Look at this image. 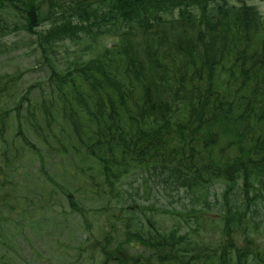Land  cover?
<instances>
[{
	"label": "trees",
	"instance_id": "trees-1",
	"mask_svg": "<svg viewBox=\"0 0 264 264\" xmlns=\"http://www.w3.org/2000/svg\"><path fill=\"white\" fill-rule=\"evenodd\" d=\"M92 1L0 0L21 20L10 29L0 19L2 35L34 37L50 70L39 96L31 86L19 102L23 74L0 73V179L18 169L23 145L48 182L47 152L76 157L80 176L100 174V198L121 201L132 180L147 199L190 197L186 214L121 205L102 264H264V16L245 0ZM175 33L186 39L177 48L167 42ZM67 42L92 57L59 65ZM203 213L216 216L206 222L216 245L203 238ZM155 215L176 223L167 231Z\"/></svg>",
	"mask_w": 264,
	"mask_h": 264
},
{
	"label": "rangeland",
	"instance_id": "rangeland-1",
	"mask_svg": "<svg viewBox=\"0 0 264 264\" xmlns=\"http://www.w3.org/2000/svg\"><path fill=\"white\" fill-rule=\"evenodd\" d=\"M38 1L43 2L45 9L48 8L49 1L60 5L59 9L72 2ZM245 2L255 6L264 15V0ZM0 19H4V26L10 29L8 19L17 24L21 22L14 17L11 10L6 9L0 12ZM33 39L34 37L18 30L3 36L0 30V73L24 76L12 99L14 102H19L31 86L35 87L32 98L36 99L41 93L38 87L46 83L50 76L48 64L33 45ZM112 43L111 39L104 40L95 48L100 51L103 47H110ZM85 46L67 42L56 49L54 58L58 59L59 65L66 67L77 59L92 57L83 53ZM29 136L39 148L44 147L36 137L30 134ZM18 154V169L9 172L4 181L0 179L2 184L5 182L4 186H0V264H102L101 244L104 243V238L112 235L108 223L114 225L113 217L124 214L120 211L121 205L135 207V203H138L183 214L192 208L191 199L189 196L187 198L185 193L171 198L166 193L160 194L156 191L150 199L142 192L137 195L141 182L135 180L128 182L129 184H120L123 190L121 201L109 196L100 198L94 191L99 190V183L103 182V178L98 173L94 174L93 178L88 174H77L80 163L74 156H64V159H60L57 154L54 156L47 152V168L54 180L53 183L48 182L42 176L39 162L32 156V152L22 145L18 148ZM0 165H4L1 158ZM86 166L88 164L84 163L80 168ZM216 193L218 195L215 197ZM221 194V188H213L208 202L214 205L217 199H221ZM68 196H72L71 200L77 204L80 211L72 209ZM109 198L110 205H106ZM203 217L206 220L203 221V238L206 242L211 241L216 245L215 232L211 233L210 229L206 228V222L210 227L211 218L216 216L203 213ZM262 219L261 214L257 220ZM154 220L167 231L176 223L169 215H155Z\"/></svg>",
	"mask_w": 264,
	"mask_h": 264
},
{
	"label": "bare ground",
	"instance_id": "bare-ground-1",
	"mask_svg": "<svg viewBox=\"0 0 264 264\" xmlns=\"http://www.w3.org/2000/svg\"><path fill=\"white\" fill-rule=\"evenodd\" d=\"M87 1H92V0H87ZM97 2H99V0H93L92 1V4H95V3H97ZM231 5L233 4V3H230ZM119 6H120V4H118V5H116V7L114 8L116 11L119 9ZM124 7H125V5H124ZM255 7V6H254ZM126 8L128 9V6H126ZM260 12V11H259ZM261 14V13H260ZM91 15V14H90ZM262 15V14H261ZM262 16H264V15H262ZM21 23V22H20ZM20 23H18L17 25H19ZM16 29H20L21 28V26H14ZM148 30V29H147ZM167 33H169V32H165L162 36L164 37V36H166L165 34H167ZM168 43H170L174 48H177L178 46H180L181 44L182 45H184V43L186 42V39H184V33H175V34H173V35H171V36H169V39H168V41H167ZM178 45V46H177ZM213 51H215V50H213ZM54 55H56V52L54 53ZM154 60H155V62L156 63H158L157 62V57H154ZM212 137V136H211ZM213 138V137H212ZM222 149H221V151L223 152V155H226L227 153L224 151V150H226L225 148H224V146H222L221 147ZM224 149V150H223Z\"/></svg>",
	"mask_w": 264,
	"mask_h": 264
}]
</instances>
